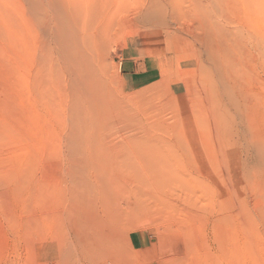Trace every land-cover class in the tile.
I'll list each match as a JSON object with an SVG mask.
<instances>
[{
    "label": "bare ground",
    "instance_id": "6f19581e",
    "mask_svg": "<svg viewBox=\"0 0 264 264\" xmlns=\"http://www.w3.org/2000/svg\"><path fill=\"white\" fill-rule=\"evenodd\" d=\"M6 1L0 242L49 243L53 264H245L264 215L244 172L264 164V0ZM130 11L198 60L203 112L173 105L166 125L112 97L102 52Z\"/></svg>",
    "mask_w": 264,
    "mask_h": 264
},
{
    "label": "rangeland",
    "instance_id": "374dc122",
    "mask_svg": "<svg viewBox=\"0 0 264 264\" xmlns=\"http://www.w3.org/2000/svg\"><path fill=\"white\" fill-rule=\"evenodd\" d=\"M4 1L5 2L2 1L3 3H5L4 5L0 1V6L2 5L9 9L11 4L9 3L10 5L8 6L7 1L6 0ZM10 9H12V7ZM130 12L131 14H129ZM130 12H127L125 14L126 17L122 20L121 25L112 32V34L108 38L110 40L106 42L104 50L102 52L103 54L102 60H101L102 77L105 80V84L110 94L111 95L113 94L112 97L118 100L119 102H121L122 104H124L127 108H130L132 111H135V109H137L135 112H137L139 115H143V113L150 114L153 118H155L153 114L158 112V110H161L162 114L160 116L163 117L166 125H169V123L173 122L174 118L172 117L170 113L173 109V105H175L174 107H177L180 110H183L185 112H192V111H195L196 113L203 112V110H205L206 105L202 104L203 106L201 105L202 107H200L201 101H199V99H202L203 97H205L206 83H204L205 80H204L203 74L198 69L201 67V65L199 64L198 60L195 58L194 55H193L194 56L193 58L190 49H188L186 45H183V44L179 45L176 42V40H174V36H169L166 33V31L162 28L161 25L160 26H149L144 21L142 20L139 21L136 17H134L133 16L134 13L132 11ZM0 31H2L1 34H6L3 28ZM128 38L135 39L138 43H140L141 48L143 49L142 50L143 55L149 56V58L146 60V62L144 63L141 69L144 72L145 69L148 68L149 73H151L150 76H153V77L147 79L145 81V84L143 85L141 84L136 85L133 91L125 93L121 90L120 84H119V66H118L119 62L117 60L119 57L121 47L124 45L125 40H127ZM6 63H8L7 60H6ZM0 67H2V64L0 65ZM201 70H202V67H201ZM0 73L2 74L1 71ZM143 75H149V74L144 73ZM6 78H9V77L0 76V79L3 82L2 83L0 80V84H1L0 85V107H1V110L5 109L4 111H6L9 108H12L15 110L16 107L14 105L17 104L18 98L15 93L16 91L13 86V82L8 81L10 78L7 79L8 81L7 82ZM201 79H202V82H201ZM5 82L9 83L10 85L9 84L6 85ZM166 82H168V84ZM172 82H177V83L182 82L180 83L179 88L183 90L184 93L180 95L170 94L169 85ZM200 82L203 83V86L205 88L200 84ZM4 84L6 86H4ZM165 84H167V86ZM165 86L167 87V89ZM192 86H193V89H192ZM195 86L196 87L199 86V87L196 89ZM144 87L146 89H144ZM194 87H195V93H197L196 95H194L195 93L193 94ZM176 89L179 90L178 87H176L175 90ZM201 92L203 93L201 94ZM9 94L11 95V98H9L10 97ZM167 97H169V100L167 99ZM197 97H200V98L198 99ZM202 100H203L202 103H204V98ZM194 101L196 105L198 104V106H195ZM173 102L176 104H173ZM163 103H164V106L160 107V105H163ZM191 103L193 104L194 107L192 106ZM164 107L165 109H163ZM169 107H171V109H169ZM195 107L198 109H196ZM157 108H160V109H157ZM199 108H202L203 110ZM12 109L11 111H14ZM253 159L254 157L251 156L248 159L249 161L248 160L246 161L245 165L246 166L248 165L247 168L249 169L246 168V170L244 171L249 179V183H247V186L245 187L246 193L249 196V201H248L249 206L248 207H249V210L252 211L253 207L255 208V206L258 204V205L263 206V210H264V195L261 194V187L256 186V182L259 178H260L259 181H261L264 184V164L260 165V168L262 169V175L260 177H257L255 176V174L252 173V170L250 169V166H253L255 164V161L257 162L256 158L254 160ZM254 211H256V209L253 210V212ZM258 217H261V221L258 224V226L253 225V227L256 230H250L251 231L250 235H253V232L256 231L257 233H259V237H258L259 239H257L258 241L255 242L252 246L254 253L253 254L249 253L248 256L245 258V261H246L245 264H264V215H261V216L259 215ZM5 220L6 219H3L2 222H4ZM199 232H200V229H196L194 231L195 236L197 238H200ZM3 242L2 241L0 242V250H1L0 251V263L1 264H15V263L16 264H53L54 261H56L55 259L57 257V252L53 250L55 248L49 245V243H46L45 245V243L42 244V242H36L35 243L36 252H34V256H31L30 254H27L28 251L24 249V244L22 243V241H20V246L17 251L13 249V245L11 242H8V244L7 243L5 244ZM38 245L42 247L40 248L38 247ZM52 255L53 257H51ZM159 259L160 257L158 256L154 257L153 259L154 262L153 261L151 262H153V264H158V263L163 264L159 261ZM72 260L73 259H71V262Z\"/></svg>",
    "mask_w": 264,
    "mask_h": 264
},
{
    "label": "crops",
    "instance_id": "0c3cea01",
    "mask_svg": "<svg viewBox=\"0 0 264 264\" xmlns=\"http://www.w3.org/2000/svg\"><path fill=\"white\" fill-rule=\"evenodd\" d=\"M142 50L140 43L132 38L125 40L124 45L121 47L117 61L119 62V84L121 90L125 93L133 91L136 85H143L147 79L153 77L150 76L151 73H149L148 68L144 72L141 69L149 58V56L143 55ZM144 73L149 75H143ZM180 83L182 82H172L169 85V92L173 95L183 94V90L179 88ZM176 87L179 90H175Z\"/></svg>",
    "mask_w": 264,
    "mask_h": 264
}]
</instances>
